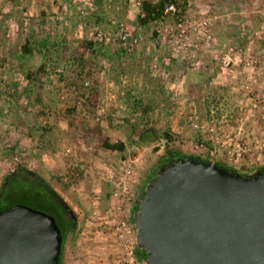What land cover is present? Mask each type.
Returning a JSON list of instances; mask_svg holds the SVG:
<instances>
[{
    "label": "rangeland",
    "instance_id": "rangeland-1",
    "mask_svg": "<svg viewBox=\"0 0 264 264\" xmlns=\"http://www.w3.org/2000/svg\"><path fill=\"white\" fill-rule=\"evenodd\" d=\"M15 1L0 0V10L12 3V7H21L17 12H27L28 5L38 0H22V5ZM74 2L67 0L66 6L60 4L64 13H58L59 18L51 7L42 17L43 22L38 17L31 18L37 32L0 30V36L9 33L10 44H0V187L10 171L18 165L24 166L47 182L73 209L76 228L65 241L63 264H144L135 261L118 243L111 226L108 212L115 184L125 183L136 197L160 165L166 150L218 161L240 169L243 174L264 165V89L254 92L257 108L248 107L247 97L233 72L237 66L238 70L242 69L243 60L238 59L235 51L228 54L230 47L241 51L243 57L264 53V0H235L231 7H226L234 9L235 13L224 19L231 17L230 21L239 28L232 30L233 40L229 44L219 40L214 31V21L222 17L221 9L225 7L216 8L210 0H188L185 14L180 15L196 23L205 18L214 41L193 51L189 59L178 57L171 47L154 41L153 32L157 27L154 23L137 28L138 45L131 49V56H123V48L117 41L118 27L121 24L137 26L139 8L124 0ZM19 15L16 20L21 23L24 16ZM52 16L54 28L48 24L51 20H47ZM167 22H172L171 17ZM100 30L107 36L105 55L91 56L87 70L82 73L79 69L73 71L71 61L66 65L60 63L46 81L48 90L43 99L46 105L30 107L23 92V79L29 69H36L43 61L46 42L59 39L65 43L66 56L73 57L79 41H92L94 33ZM27 38L31 42L37 38L39 44L33 45L38 50L33 49V53L24 56L21 46ZM231 62L237 66H232ZM192 63L195 66H190ZM86 81H90L91 89L84 86ZM259 81L264 83V74ZM110 87L117 93V100L107 103L102 114L99 108ZM91 91L96 93L97 102L89 100ZM200 91L221 95L218 108L223 115L220 119L199 120L196 97ZM130 94L132 98L142 97L144 104H151L149 128L157 130L159 138L152 140L147 136L146 143L127 145L123 154L106 151L99 145V130L101 136L112 142H126L130 135L126 127L117 130L110 127L111 118L115 119V124H122L121 104L125 102L128 109L133 108L132 98L127 100ZM189 116L199 127H212L214 132L208 135L196 130L188 122ZM137 120L144 125L142 120ZM27 133L33 138L29 139ZM40 134H43V142ZM15 140L20 142L12 154ZM230 140L252 152L238 161L230 160L227 156ZM133 154L137 155L135 159H132ZM125 167H130V178L120 174ZM78 172L82 173L81 177ZM134 206L133 202L120 214L130 224Z\"/></svg>",
    "mask_w": 264,
    "mask_h": 264
},
{
    "label": "water",
    "instance_id": "water-1",
    "mask_svg": "<svg viewBox=\"0 0 264 264\" xmlns=\"http://www.w3.org/2000/svg\"><path fill=\"white\" fill-rule=\"evenodd\" d=\"M133 224L145 264H264V168L244 177L174 160L144 190ZM61 247L54 217L20 204L0 212V264H58Z\"/></svg>",
    "mask_w": 264,
    "mask_h": 264
},
{
    "label": "trees",
    "instance_id": "trees-1",
    "mask_svg": "<svg viewBox=\"0 0 264 264\" xmlns=\"http://www.w3.org/2000/svg\"><path fill=\"white\" fill-rule=\"evenodd\" d=\"M167 2L176 4L178 9L180 10V13L185 14V9L187 5L186 0H161V2L158 5L144 4L141 8V12L139 11L137 26L121 24L118 27L119 30L120 28H122L124 32L136 36L135 34L136 32H138L137 28L141 29L149 23L157 24L159 21L164 20L165 17L162 13V6ZM141 14H143L144 16L142 17ZM153 37H154V41L158 40L156 31L153 32ZM31 43L32 42L27 38L25 39L24 44L21 46V50L24 56L30 55L31 53H33L34 51L33 49H37L34 47L35 45L34 46L31 45ZM62 45H64V47L61 48ZM64 48H65V43L63 44V42H60L58 39L56 42H54L49 47H47L45 51L42 53L44 55V59L38 65V67L36 69H29L25 74V77L23 79L25 89L23 90V92L27 96L30 107H32L34 104L40 106L46 105L43 102L45 92L48 90V85L46 81L48 77L57 70L60 63L66 65L69 61H71L73 63V71L74 69H79V71L82 73L83 71L87 70L88 65L90 63L89 58L91 56L94 58L98 55H102V56L105 55L104 44L97 43L96 41H86L85 39L79 41L77 47L74 50L73 57L66 56L67 51L66 48L65 49ZM131 54H132L131 49H123L122 51L123 56L126 55L131 56ZM106 57L108 60L109 56L106 55ZM122 72L123 71H121L120 73ZM70 76H72V74ZM87 76H89V74H87ZM89 86L88 88L91 89L92 87L90 88ZM33 90L36 92L34 93ZM201 91L203 92V90ZM201 91L196 97L197 113L199 120H202L204 122L205 121L212 122L214 119H220L223 115L218 108L220 104L219 100L221 99V95L218 92L215 94L213 93L211 94L210 92L201 94ZM90 93L91 95L89 100H91V103L93 102V100L94 102H97L96 93L94 91H91ZM132 96L133 95L130 94L127 100L131 99ZM132 101H133V105H132L133 108H130L131 110L127 108L125 102L124 104H121L119 106L121 108V113H119L120 114L119 117H121V119L123 120L122 124L120 122L115 124L114 123L115 119L112 118L110 119L111 128L116 127L117 130L126 127L130 130V135L127 136L126 142L124 141L112 142L108 137L101 136V130H99V136H100L99 145L102 149L110 152L123 154L127 148V145H142V143H146L149 140L147 136L148 137L150 136L152 140H157L159 138V135H156V133L158 132L157 130H155L156 133L155 131L147 130L151 125V122H149L150 118L148 116L151 104L150 103L144 104L143 103L144 100L142 99V97L138 95L137 97H133ZM96 104L98 105V103ZM75 106H77V104ZM29 109L30 108H28V110ZM137 119L142 120V122H144V125H140ZM15 131L18 130L15 129ZM27 135L29 139L33 138L31 134L27 133ZM40 136L42 137L41 141L43 142V138H44L43 134H40ZM166 136H167L166 138H169L167 134ZM19 142L20 141H16V140L14 141V144L11 147L12 154L16 150L17 145H19ZM42 142H40L39 145L43 148ZM136 157H137L136 154L132 155V159H135ZM187 157L199 159L205 162L210 161V159H203L201 157H196L193 155H184L179 152L166 150L165 156L163 157L160 165L154 171V173L148 178L146 185L143 188H141V192L137 195V203L133 208L134 211L138 207V202L142 198L144 194V190L152 182V179L157 174V172L163 166L170 164L172 161ZM215 162L219 167L227 169L228 171L240 173L244 177L250 175V172L253 173L254 171L262 170L264 168V165H262L243 174L241 173L240 169L229 167L218 161ZM77 175L78 177H81L82 173L78 172ZM51 192L54 193V191L50 189L47 182L40 179L35 172L29 171L24 166L18 165L13 171H10L6 175L0 187V212L7 210L14 205L20 204V205L28 206L35 210L42 211L54 217L62 234V247H61V254L58 264H63L62 254H63L64 244L67 239V236L69 234L75 233L76 221H72L68 217L63 207L58 203L56 199H54ZM106 198L107 196H105V199ZM66 204L68 205L67 202ZM68 207L76 216L73 209L69 205ZM130 219L131 222H133V216H131ZM134 258L137 262L144 263L146 254L143 251H141L140 248L137 246L134 250Z\"/></svg>",
    "mask_w": 264,
    "mask_h": 264
},
{
    "label": "built area",
    "instance_id": "built-area-1",
    "mask_svg": "<svg viewBox=\"0 0 264 264\" xmlns=\"http://www.w3.org/2000/svg\"><path fill=\"white\" fill-rule=\"evenodd\" d=\"M128 4L133 5L139 8L141 12V8L144 4L150 5H158L161 0H124ZM162 13L165 17L164 20H161L157 23L156 34L157 39L169 47H171L172 51L175 55L180 58L189 59L190 54L193 51L200 49L203 45H212L213 37L208 32L209 22L202 18L199 23L190 22L185 19L182 15H180V10L178 9L176 4L173 3H165L162 6ZM143 17L144 15L141 14ZM172 19L171 23L167 22V19ZM243 35V34H242ZM243 38V37H242ZM92 41H96L97 43H106L107 36L101 30L96 31L94 33V37ZM118 44L123 49H133L138 45V39L136 36L131 35L123 31L122 28L119 30ZM236 52L238 59H242V69H239L235 63L232 66H237L234 69L235 78L238 80L241 91L244 92L247 97V106L252 109L257 108L256 99L253 97L254 92L258 91L257 89L263 88L264 83H260L259 79L262 76L264 70V53L259 54L254 57H243L241 51H237L234 47H230L228 49V54L230 52ZM190 66H195V64H190ZM90 85L89 81L84 83V86L88 87ZM263 85V87H261ZM112 87L108 89L107 95L105 97V102L99 108L100 113H104L106 110V105L112 100H117V93L113 92ZM179 87L177 88V92ZM63 99V97H61ZM188 122L192 123L193 127L201 132H205L208 135L214 132L212 127L210 128H201L193 121V117H188ZM252 150L250 148L243 147L236 141L230 140L227 156L232 161H238L246 153H251ZM108 170V169H106ZM130 167H125L121 169L120 174L124 178H130ZM111 176H113L111 172ZM137 203V196L131 192V187L127 186L125 183L119 182L115 184L112 195L110 197L109 202V212L108 215L111 217L112 223L111 226L114 229V233L118 243L128 251V254L132 255L134 258V250L137 247L136 245V230L133 222L127 223L123 218L120 217V214H123L124 211L130 207L132 203ZM133 208H131V211ZM135 260V258H134ZM136 261V260H135Z\"/></svg>",
    "mask_w": 264,
    "mask_h": 264
},
{
    "label": "crops",
    "instance_id": "crops-1",
    "mask_svg": "<svg viewBox=\"0 0 264 264\" xmlns=\"http://www.w3.org/2000/svg\"><path fill=\"white\" fill-rule=\"evenodd\" d=\"M73 1H75L74 2L75 4H76V2H78V3L81 2V0H73ZM187 2H188V0H186V3ZM210 2L214 3L213 6H216V8H221L220 5H223L225 7L224 9H221L222 12L220 14L222 15V17L218 15L219 17H217L214 21V25H215L214 31L217 34L219 40H221L223 43L229 44L233 40V34H232L233 31L232 30H235L238 27H237V23H232L230 21L231 17H229V19H224V18H227L230 14L235 13L234 9L226 8L230 4L235 3V0H210ZM15 3L22 5V0H16ZM9 4L10 5H8L7 7H4L3 9L0 10V30L1 31H10L11 33L14 30L18 31L20 29H21V31H24V32L26 30H28V31L29 30L30 31L36 30V32H37L38 28L35 26L33 19H31V18H33L34 16L38 17L40 19L39 21L41 22L43 20L42 17L45 15V13H49L48 7H51L52 12L54 13V15H56V18H59V14L64 13L63 9L59 6H60V4L62 6H66L65 4H67V0H38L37 2L33 1L31 3V5H28L30 7L28 9V11L27 12L24 11L23 13L17 12L18 10H21V7H17V5L12 7V3H9ZM229 7H231V5ZM19 14H21V16H24L21 23H18L16 20V17L20 16ZM47 18H49V19H47ZM47 18H46L47 20H51V21H48V24L51 23L53 16L47 17ZM51 24H52V27L54 28V24L53 23H51ZM5 33H7V35H1L0 36V44L7 43V45L9 46L10 44L8 43V39H7V36H9V33L8 32H5ZM32 38H33V36H32ZM36 39L34 40V42L31 43V45L36 46L37 44H39V42ZM56 40L57 39L55 38V40L52 42L51 41L46 42L47 45L46 46L44 45L43 52L45 51V49L47 47H49L51 44L56 42ZM10 52L8 51V53H10ZM42 59H44V55L42 56ZM119 77L122 79L123 75H120Z\"/></svg>",
    "mask_w": 264,
    "mask_h": 264
},
{
    "label": "flooded vegetation",
    "instance_id": "flooded-vegetation-1",
    "mask_svg": "<svg viewBox=\"0 0 264 264\" xmlns=\"http://www.w3.org/2000/svg\"><path fill=\"white\" fill-rule=\"evenodd\" d=\"M51 193H52V195H53L54 199H56V200H57V199L59 198V196H58V195H57L55 192H54V193H53V192H51ZM57 201H58V200H57ZM72 221H73V220H72Z\"/></svg>",
    "mask_w": 264,
    "mask_h": 264
}]
</instances>
